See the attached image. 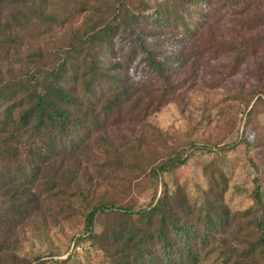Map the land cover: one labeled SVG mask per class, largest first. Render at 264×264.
<instances>
[{
    "label": "trees",
    "instance_id": "1",
    "mask_svg": "<svg viewBox=\"0 0 264 264\" xmlns=\"http://www.w3.org/2000/svg\"><path fill=\"white\" fill-rule=\"evenodd\" d=\"M55 1L0 0V264H82L80 245L96 254V264H264L263 163L249 159L256 176L252 206L243 212L224 201L208 204L202 191L197 198L185 185L170 191L161 183L194 151L226 153L238 144L264 149V139L252 145L246 138L253 115L264 108V91L238 96L245 114L238 144L202 143L200 132L212 123L209 109L173 137L148 122L194 86L181 73L199 64L201 52L193 46L203 27L199 17L228 7L235 28L254 33L236 44L211 38L203 48L229 59L230 76L250 57L264 68V0H118L92 8L70 35L62 33L70 18L55 11ZM109 117L110 125L127 126L128 141L108 140L102 121ZM85 147L99 155L95 172L104 183L149 182L148 204L136 208L80 192L82 208L66 213L81 221L67 258L25 251L19 229L36 216L41 200L70 193L73 181L60 165ZM216 163L225 190L222 161ZM38 236L46 239L48 232Z\"/></svg>",
    "mask_w": 264,
    "mask_h": 264
},
{
    "label": "rangeland",
    "instance_id": "2",
    "mask_svg": "<svg viewBox=\"0 0 264 264\" xmlns=\"http://www.w3.org/2000/svg\"><path fill=\"white\" fill-rule=\"evenodd\" d=\"M161 1L163 0H151L153 4ZM117 2L118 0H56L54 8L57 13L69 16V23L62 33L70 35L92 15V8L117 4ZM73 9L80 14L71 13ZM233 14L226 7L220 8L215 16L208 14L199 17L203 27L197 32V38L193 44L201 52L199 64L194 71L186 67L181 73L182 78L190 79L186 85L195 81L194 86L187 93L185 90L179 91L177 98L171 99L159 115L148 121L152 126L161 129L164 134L170 137L182 135L200 120L203 109H209L208 115L212 123L200 132L202 143L206 141L216 143L220 140L224 142L223 144L234 145L240 141V134L236 131L244 125L245 114L244 106L238 100V96H247L254 91L258 93L264 91V68L261 67L258 70L256 67L258 61L250 57L230 76L227 70L229 59H224L222 56L216 57L213 51L203 49L207 47L211 38L218 42L236 44L243 39L249 40L254 37V33H242L235 28ZM191 27H195V24ZM105 120L108 121L104 122ZM105 120L102 124L105 125V136L110 142L116 146L122 140H129L131 132L127 126L110 125L113 121L111 117ZM250 125L246 138L255 145L258 139H264V108L253 115ZM202 127L200 126L196 132V137L199 139V129ZM145 131V128L137 129L139 134ZM216 159L222 161L221 170L227 177L228 185L225 190L218 175ZM249 159L256 164L263 163L261 180L264 187V149L252 147L247 150L241 144L226 153L194 151L185 166L176 172L163 174L161 183L167 185L170 191L177 184L185 185L187 191L197 198L202 191L203 198L208 204L224 201L231 211L243 212L252 206L249 194L253 189L252 180L256 176ZM99 161L100 157L96 151H90L86 147L65 158L60 165V170L70 181H73V189L70 191L72 194H58L40 201V209L36 216L19 229V239L25 251L40 252L43 256L56 253L60 256L59 259L67 258L72 252L71 238L79 235L81 221L70 219L66 213L68 210L75 212L82 208L78 197L80 192L95 191L98 194H106L120 204H129L136 208L148 204L154 190L149 182L138 180L129 187L112 179L104 183L95 172V165ZM161 188L162 186L158 189V195L163 192ZM176 200L177 198H174V201ZM38 232H48V237L41 238ZM77 252L80 254L77 260L82 264H96V254L87 251L85 245H80Z\"/></svg>",
    "mask_w": 264,
    "mask_h": 264
}]
</instances>
